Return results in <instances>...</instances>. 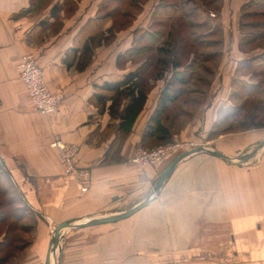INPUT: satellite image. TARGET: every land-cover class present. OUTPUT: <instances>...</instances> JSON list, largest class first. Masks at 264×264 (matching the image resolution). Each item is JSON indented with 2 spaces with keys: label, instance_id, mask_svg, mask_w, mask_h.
Segmentation results:
<instances>
[{
  "label": "crops",
  "instance_id": "0c3cea01",
  "mask_svg": "<svg viewBox=\"0 0 264 264\" xmlns=\"http://www.w3.org/2000/svg\"><path fill=\"white\" fill-rule=\"evenodd\" d=\"M103 1L80 0L74 13H61L59 31L47 30L36 39L29 38V33L50 16L52 5L63 0H52L37 14L24 17L18 14L30 6V0H0L2 180L37 219L26 237L30 248L12 257V264H45L46 240L61 222L77 224L129 211L147 199L173 161L158 166L132 162L138 147L149 149L142 143L166 83L163 78L150 80L146 105L120 146L112 148L115 133L99 138L94 135L112 122L108 111L100 113L91 102L96 85L121 80L140 67L142 62L124 55L134 45L135 31L150 28L158 0L133 31H116L114 42L97 47L84 70L67 67L63 59L79 28L96 15ZM249 1L212 0V7L218 9L214 17L208 8L201 10L197 5L190 12V5H185L186 22L210 26V40L220 42L214 50L218 58L210 62L218 68L212 70L208 83L213 94L211 106H199L184 128H175L172 144H189L196 134L216 130L221 119L231 116L224 113L225 108H237L247 97L239 82L255 83L250 81L253 71L249 62L264 49L240 46L242 14ZM191 14L193 19H189ZM189 34L190 30V40ZM25 53L36 57L49 88L64 95L51 115L35 111L18 77L16 64ZM189 59H185L186 64ZM194 90L207 93L204 88ZM242 114L235 117L242 118ZM55 136L78 145L76 163L92 172L87 192L82 193L75 180L63 174L59 152L51 146ZM263 139L264 128L225 131L206 140L204 147L236 158ZM52 263L264 264V146L239 163L206 152L184 158L159 194L132 215L93 226L64 228L51 250Z\"/></svg>",
  "mask_w": 264,
  "mask_h": 264
},
{
  "label": "trees",
  "instance_id": "16d2710c",
  "mask_svg": "<svg viewBox=\"0 0 264 264\" xmlns=\"http://www.w3.org/2000/svg\"><path fill=\"white\" fill-rule=\"evenodd\" d=\"M51 1L30 0V6L21 11L18 17L37 14ZM79 1L63 0L62 3L52 5L50 16L41 20L32 29L29 38L38 39L43 36L44 32L51 29L59 31L61 13L71 15L77 9ZM121 1L123 3L125 0H104L96 15L79 28L73 46L67 50L63 59L67 67L75 65L78 70H84L90 64L97 47L114 42L115 32L118 31L115 27L117 25L115 18L120 15L129 17L130 14L129 11L124 12V9L119 10ZM190 2L189 11H195L200 0L199 2L197 0H158L152 12L150 28L135 31L134 45L124 55L126 59L142 62L140 67L125 74L121 80L96 85V92L91 98V102L98 107L100 113L108 111L112 122L103 132L96 131L94 135L99 138L105 137V134L110 136L115 133L116 137L112 148L121 145L144 109L150 87L148 83L151 79L156 81L163 78L166 83L147 126L143 146L152 149L167 145L172 142L174 129H182L188 124L191 114L189 109L184 107L189 100L181 98L184 94L190 96L195 94L201 97L203 93L194 89L185 90V86L196 80L202 84L210 82L211 79L203 76L196 77V74L199 69H207L206 64L218 58L219 54L208 50V48L218 46L220 43L210 39L205 41L189 40L187 35L191 29L189 22H186L187 11L184 8ZM133 3L139 4V0H133ZM201 4L203 3L201 2ZM109 23L114 25L111 24L108 27ZM240 27L244 32L240 43L242 49H264V0H250L244 5ZM204 49L207 50L204 51ZM188 57L190 59L186 64L185 59ZM249 66L252 68L254 66L264 67V52L254 57L249 62ZM252 77L255 76L252 75ZM252 77L250 81H253ZM258 80L255 83L240 81L241 90L247 97L239 107L225 108V112L231 116L242 114L241 111L248 108L247 102L264 92V83ZM263 100L261 98V102L257 103L263 106ZM177 103L182 104L180 107L172 108ZM261 106L254 105L247 109L248 111L243 114L242 118L235 117L231 125L222 131L211 130L208 138L212 140L225 130L239 132L264 128V121L260 115V113H264V106L263 108ZM3 175L4 168L0 164V195L5 197L0 202V206H5L4 201L7 204L16 201L21 203L17 197L10 196L12 191L8 187H2ZM7 197L9 201L6 200ZM22 204V210L15 208L13 211L0 212V237L3 236L0 241V264H12L11 258L18 257L29 246L30 241L26 237L33 230L35 222L25 225L22 220L26 218V215H35L28 209L25 202ZM10 216L14 221L8 222ZM15 231L27 233L23 244L19 240H15Z\"/></svg>",
  "mask_w": 264,
  "mask_h": 264
},
{
  "label": "rangeland",
  "instance_id": "374dc122",
  "mask_svg": "<svg viewBox=\"0 0 264 264\" xmlns=\"http://www.w3.org/2000/svg\"><path fill=\"white\" fill-rule=\"evenodd\" d=\"M154 1L155 0H139V4H136V5L133 3V0H125L123 3L121 1L119 3V5H120L119 6V10L121 11V9H124V12H128L129 11L130 14H129V17H122L120 15V16H117L115 18V20L117 21V23H116L117 25L115 26V27H117V30L118 31L123 30V33H125L127 29L133 31L135 29L136 25L140 22V20H142V18L148 13L149 9L154 5ZM197 1L199 2V0H197ZM201 2L203 4H201ZM188 5L191 6V2L188 3ZM199 6H200L201 10L208 8V12H209L208 14L209 15H210V13H213L214 15H216L218 13V9H216L217 6H215V9L212 7V6H214L212 4V0H200ZM187 9H188V7L184 8L185 11ZM193 13H195V12H193ZM191 16H192V14L190 15L189 19H193V16H192V18H191ZM112 22L114 23V20ZM123 23H124V26H122ZM112 25H114V24H112ZM121 26H122V28H121ZM190 29L191 30H190V34L189 35H190V39H192V40H199V41L200 40H204L205 41L206 39H212V34H211L212 31H210L211 30L210 26L197 27L195 25L194 26L190 25ZM206 50L204 49V51H206ZM208 50L214 51V50H216V48L215 47L214 48L213 47L212 48L209 47ZM206 68L207 69H199L197 74H196V77L203 76V77H206L208 79L211 78L212 74H213L212 70H214L216 68V64L207 63L206 64ZM217 68H218V66H217ZM217 68H216V70H217ZM252 71H253V75L255 76V77H252V80L256 81V80L259 79L258 81H261L262 83H264V67L254 66L252 68ZM149 85L150 84L148 83V86ZM149 88H148V90H149ZM201 88L202 89L204 88V89L207 90L206 95H202L201 97H199V95L190 96L188 94H184L182 96V98H181V99H185L186 98V99L189 100L187 102V104L185 105V107H184L185 109H189V111H190L191 115H189V121L192 119V113H195V111L197 110V108L199 106H205L206 108H209L211 106V104H212L213 94H212V91H211V86H209L208 84H204L203 85L202 83H200L197 80L195 82H191V83H189L188 85L185 86V90H188V91L190 89H201ZM188 91H186V93H189ZM242 93H244V92L242 91ZM261 98L264 99V92L259 94V95H256V97L253 98V100L247 102V104H248V108L247 109L251 108L254 105L261 106L260 103H257L258 101L261 102ZM197 101H198V103H197ZM181 104L182 103H177V105L176 106H172V108L180 107ZM263 106H264V100H263ZM263 106H261V107L263 108ZM247 109L245 111H243V112L241 111V113H245L246 111H248ZM224 113H227V112H224ZM260 115L262 116L261 119H263V121H264L263 113L260 114ZM240 116H243V114L240 115ZM230 117H226L225 119H221V122H218V124L216 125V128H214V129H216L215 131H222L223 129L229 127V125H231V123L234 121L235 116H234V118H230ZM237 119H239V118H237ZM236 121H238V120H236ZM193 138L194 139H193L192 143H189L188 145H183L181 147L175 148L172 152L169 153V155L162 162H165V161H170L171 162L177 156H179L181 153H183V152H185L187 150H191V149L196 148V147L205 146L204 144L206 143V140L207 141L211 140V139L208 138V133H207V135H205V134H203V135L202 134H196ZM169 144H172V142L169 143ZM173 144H174V142H173ZM256 145H257V143H256ZM256 145H254L253 147H251L250 149L245 151L243 153L244 155H241V156L239 155L238 157L243 159V158H246L247 156L252 155L253 153H255L253 151H254L255 147H257ZM208 146H212V145L209 144ZM162 162H160V163H158L156 165H152V166H158ZM1 185H2V187H8L4 183V180L2 181ZM9 189L12 191V193H10V196L17 197L19 199V201H21V203L16 201L14 203L9 202L10 204H7L6 201H4V205L5 206H0V212L13 211V209H15V208L22 210V205H23L22 203H24V201L22 200L21 197H19L17 194H15V191H13L12 188H9ZM3 198H5V197H2L0 195V202H2ZM7 199H8V197L6 198V200ZM7 201H9V200H7ZM12 221H14L13 217L10 216V219H8V222H12ZM34 222H37V219L35 218V216H32V215H26V218L22 220V223H25V225H28V223H30V224L32 223L33 224ZM26 234L27 233L24 232V231H18V232L15 231L14 232V235H15L14 238H15L16 241L19 240L20 243L23 244L25 242V240H26V238H24L26 236ZM49 237L47 238L46 243H45V251L44 252L46 253V255L48 254L47 253V249H48V246H49L48 245ZM28 248H30V247L28 246L26 249H28ZM46 255H45V257L47 258L48 255L47 256ZM46 262H47V260L45 261V264H46Z\"/></svg>",
  "mask_w": 264,
  "mask_h": 264
},
{
  "label": "built area",
  "instance_id": "2783aa9c",
  "mask_svg": "<svg viewBox=\"0 0 264 264\" xmlns=\"http://www.w3.org/2000/svg\"><path fill=\"white\" fill-rule=\"evenodd\" d=\"M214 16L213 13H210ZM19 79L24 84L35 111L41 115L55 113L64 99V95L53 92L45 79L44 72L36 57L31 53L20 55L16 64ZM184 144H167L152 149L138 147L132 162L141 166H152L162 162L170 152ZM188 145V144H185ZM51 146L59 152L63 174L72 177L80 191L87 192L92 186V172L89 168L80 167L76 163L78 145L64 142L55 136Z\"/></svg>",
  "mask_w": 264,
  "mask_h": 264
},
{
  "label": "water",
  "instance_id": "95a60500",
  "mask_svg": "<svg viewBox=\"0 0 264 264\" xmlns=\"http://www.w3.org/2000/svg\"><path fill=\"white\" fill-rule=\"evenodd\" d=\"M256 146L257 147H255L253 152H256L258 149H260L264 146V139L262 141H259ZM198 152H206L208 154H211V155H214L216 157H220L224 160H227L231 163H236V162L239 163L240 161L243 162L250 157V156L249 157L247 156L246 158H243V159L240 157L234 158V157H231V156L224 154L220 151H217V150H214L211 148H207L204 146L196 147V148H193L191 150H187V151L181 153L160 174V176L158 177V179H157V181L153 187L152 192L147 197V199H145L143 202L139 203L138 205H136L135 207H133L129 211H126L122 214H118V215H114V216L91 219L89 221L77 223V224L74 223V221H72V220H68V221H64V222L59 223V225H57V227L55 228V231H54L53 236H52L51 241H50V251H49L48 256H47L46 264H51V250H52L53 246L58 242L60 233L64 228H66L68 226H79V227L93 226V225L117 221V220H120V219H123V218H126V217L132 215L137 210H139L140 208L145 206L155 195L159 194L164 182L173 173L174 169L180 163V161H182L184 158H186V157H188L194 153H198Z\"/></svg>",
  "mask_w": 264,
  "mask_h": 264
},
{
  "label": "bare ground",
  "instance_id": "6f19581e",
  "mask_svg": "<svg viewBox=\"0 0 264 264\" xmlns=\"http://www.w3.org/2000/svg\"><path fill=\"white\" fill-rule=\"evenodd\" d=\"M62 232V231H61Z\"/></svg>",
  "mask_w": 264,
  "mask_h": 264
}]
</instances>
